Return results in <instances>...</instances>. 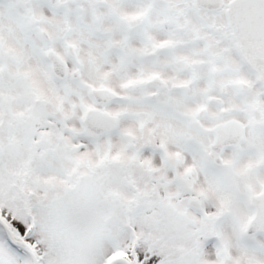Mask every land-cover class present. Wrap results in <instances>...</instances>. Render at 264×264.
Here are the masks:
<instances>
[{"label": "snow or ice", "instance_id": "snow-or-ice-1", "mask_svg": "<svg viewBox=\"0 0 264 264\" xmlns=\"http://www.w3.org/2000/svg\"><path fill=\"white\" fill-rule=\"evenodd\" d=\"M0 264H264V0H0Z\"/></svg>", "mask_w": 264, "mask_h": 264}]
</instances>
